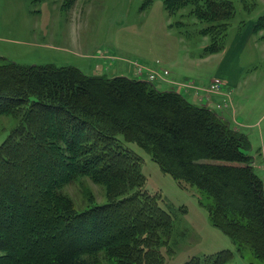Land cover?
I'll use <instances>...</instances> for the list:
<instances>
[{
  "label": "trees",
  "instance_id": "16d2710c",
  "mask_svg": "<svg viewBox=\"0 0 264 264\" xmlns=\"http://www.w3.org/2000/svg\"><path fill=\"white\" fill-rule=\"evenodd\" d=\"M245 1L163 0V6L201 23L198 32L208 37L202 53L209 54L225 47L235 3ZM252 30L264 31V14ZM1 115L19 121L0 143V264H164L159 248L172 216L160 194L143 189L142 158L118 134L179 184L205 192L212 225L239 253L248 247L264 260V179L245 151L246 134L216 111L145 79L5 59ZM79 177L103 185L107 201L77 210L62 189ZM231 258L223 249L182 264Z\"/></svg>",
  "mask_w": 264,
  "mask_h": 264
},
{
  "label": "rangeland",
  "instance_id": "374dc122",
  "mask_svg": "<svg viewBox=\"0 0 264 264\" xmlns=\"http://www.w3.org/2000/svg\"><path fill=\"white\" fill-rule=\"evenodd\" d=\"M244 4L235 3L225 47L203 54L208 37L198 32L201 23L169 14L163 0H0V63L7 59L21 65H73L87 75L108 77L152 75L160 89L168 87L164 83H174L168 68L173 63L180 74L197 76V80H176L180 93L203 91L206 98L222 94L224 98L215 104L218 114L234 99L235 117L226 119L224 111L223 118L231 128L246 134L250 147L245 151L252 157L254 171L264 179V31L251 29L264 14V0ZM187 55L193 56V63L184 65ZM220 76L232 79V85ZM216 79L217 91L210 85ZM224 85L234 86V94L222 93ZM18 121L10 115L0 116V143ZM117 137L141 156L143 189L160 194L161 206L172 216L171 234L159 248L164 264H182L192 256L223 249L232 252L227 264H264L248 247L239 253L230 237L212 225V201L205 192L179 184L140 145L124 141L120 134ZM62 193L77 210L107 201L105 187L88 177L70 182Z\"/></svg>",
  "mask_w": 264,
  "mask_h": 264
},
{
  "label": "crops",
  "instance_id": "0c3cea01",
  "mask_svg": "<svg viewBox=\"0 0 264 264\" xmlns=\"http://www.w3.org/2000/svg\"><path fill=\"white\" fill-rule=\"evenodd\" d=\"M251 29H252V25H251ZM253 31V30H252ZM192 55L190 56V55H187L186 56V58L184 59V61H186L185 63H184V65H187L188 64V61H191L192 63H193V59H192ZM201 57V56H200ZM201 58H204V57H201ZM208 59V58H207ZM144 62H146L147 64L149 63V60H144ZM194 64H197L196 62L194 63ZM169 66L170 67H168L169 69H170V71L172 72V77H173V81H174V83H176L177 81L176 80H185V79H187V78H191V79H193L194 80V78H195V80H197V76H191L190 74L188 75V74H180L179 72L180 71H175V66H173V63H170L169 62ZM192 66H193V64H192ZM185 75V76H184ZM220 77H222L223 78V80L225 81V83L227 84H231L232 85V79H229V78H224L223 76H220ZM210 79V78H209ZM208 82H209V80H208ZM208 82L206 83V84H208ZM173 82H168V83H164L166 86H168V87H166V88H164V89H160V88H158V89H160V90H171V89H173V90H176V91H179L177 88V85H175ZM205 84V85H206ZM231 85H224V89L222 90V93L223 92H226V91H231V93L232 94H234L233 92H234V89H233V87L234 86H231ZM156 86V85H155ZM235 88V87H234ZM189 92H187V93H181L184 97H186V99L187 100H189L191 103H194V104H196V105H202V104H205V105H207L208 107H212V108H214L215 107V104H217L218 102L216 101L217 99L219 100V99H222V98H224V96L221 94V95H210V96H208V98H206V97H204L205 96V94H204V92L203 91H201V92H198V93H195V92H193V90H188ZM180 92V91H179ZM201 95H203V97H204V100L203 101H199V97L201 96ZM222 97V98H221ZM190 98V99H189ZM232 101L228 104H226L227 106H225V113L227 112V116H226V119H230L229 117L231 116V115H233V117H235L234 116V114H233V111H234V99L232 98L231 99ZM216 101V102H215ZM203 102V103H202ZM215 102V103H214ZM232 109H231V108ZM222 111V110H221ZM224 111H222V114H223V112ZM222 114H220L222 117H225V115H222ZM231 119H232V117H231ZM252 165H253V162H252ZM263 168H264V166H263Z\"/></svg>",
  "mask_w": 264,
  "mask_h": 264
},
{
  "label": "built area",
  "instance_id": "2783aa9c",
  "mask_svg": "<svg viewBox=\"0 0 264 264\" xmlns=\"http://www.w3.org/2000/svg\"><path fill=\"white\" fill-rule=\"evenodd\" d=\"M154 76L150 75L149 76V80H152ZM219 80L216 79L214 82H212L210 85L212 86V88H215V90L217 91V89L219 88V84H218ZM220 107V106H219Z\"/></svg>",
  "mask_w": 264,
  "mask_h": 264
}]
</instances>
